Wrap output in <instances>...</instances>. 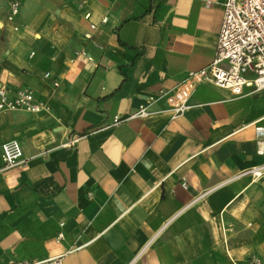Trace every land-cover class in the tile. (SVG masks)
Wrapping results in <instances>:
<instances>
[{"label": "crops", "instance_id": "1", "mask_svg": "<svg viewBox=\"0 0 264 264\" xmlns=\"http://www.w3.org/2000/svg\"><path fill=\"white\" fill-rule=\"evenodd\" d=\"M12 1L0 89L47 108L0 113V264H264V176H239L264 163V89L201 83L180 116L161 97L132 117L214 60L223 0H21L10 20ZM12 139L27 161L4 169Z\"/></svg>", "mask_w": 264, "mask_h": 264}, {"label": "built area", "instance_id": "2", "mask_svg": "<svg viewBox=\"0 0 264 264\" xmlns=\"http://www.w3.org/2000/svg\"><path fill=\"white\" fill-rule=\"evenodd\" d=\"M21 0L11 2L8 18L18 13ZM224 15L219 32L214 60L207 66L192 70L187 77L171 90H161L158 96H150L132 117H146L151 114L148 107L161 97L169 103L168 111L172 117L182 115L190 108L189 98L197 85L212 83L230 90L234 95H242L245 87L253 90L264 89V0H223ZM46 77L49 73L45 74ZM57 85V83H56ZM25 109L40 112L47 108L43 100L37 99L29 89L19 90L9 98L4 89H0V113L7 110ZM120 119L115 118V123ZM257 152L264 156V124H255ZM2 168L25 164L26 159L20 142L8 140L1 145ZM252 175L255 179L264 176V163L249 168L239 176ZM186 187V182H183ZM58 238H63L59 233ZM65 254L34 262L17 264H64ZM254 264H261L257 258Z\"/></svg>", "mask_w": 264, "mask_h": 264}]
</instances>
